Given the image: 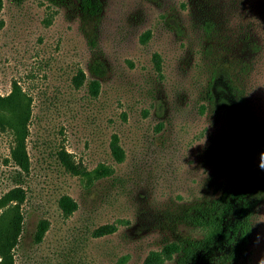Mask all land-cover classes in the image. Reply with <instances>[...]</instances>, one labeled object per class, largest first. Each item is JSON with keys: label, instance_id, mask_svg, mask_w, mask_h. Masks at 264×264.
I'll return each mask as SVG.
<instances>
[{"label": "rangeland", "instance_id": "1", "mask_svg": "<svg viewBox=\"0 0 264 264\" xmlns=\"http://www.w3.org/2000/svg\"><path fill=\"white\" fill-rule=\"evenodd\" d=\"M101 3L90 50L72 3L1 2L0 97L16 87L29 104L26 173L16 174L11 134L0 129V197L24 191L13 264H142L165 243L199 239L193 209L217 198L235 173L264 168V0ZM93 56L106 68L95 97L86 82L71 85L77 70L88 78ZM215 70L242 92L248 137L208 105ZM215 89L223 93L220 80ZM61 151L87 176L67 171ZM102 168L110 173L99 176ZM63 195L76 204L68 216L57 207ZM42 220L47 229L34 243ZM103 225L114 231L93 237ZM235 264H264V201Z\"/></svg>", "mask_w": 264, "mask_h": 264}, {"label": "trees", "instance_id": "2", "mask_svg": "<svg viewBox=\"0 0 264 264\" xmlns=\"http://www.w3.org/2000/svg\"><path fill=\"white\" fill-rule=\"evenodd\" d=\"M20 3L22 0H11ZM53 6L72 3L77 11L80 27L85 32L87 46L94 50L95 28L102 11L101 0H45ZM0 0V7H1ZM148 33L141 36L145 41ZM156 71L159 70V58L152 57ZM106 72L105 65L96 56L87 64L88 78L81 70L71 78V85L78 89L86 82L87 92L95 97L99 90V81ZM222 82L224 91L216 93L215 83ZM206 98L212 111L220 112L242 136L249 135V122L246 120L242 92L231 80L225 70H215L209 79ZM26 98L13 87L11 92L0 97V129L7 130L12 137L9 160L18 169L16 174L26 173L28 160L25 153L26 122L29 106ZM109 151L117 163L123 160V152L112 135ZM58 159L70 173L87 176L68 159L64 151L58 153ZM100 175H108L110 170L102 168ZM24 200V191L16 186L0 197V264H13L12 251L18 243L22 228V215L19 205ZM264 201V168L239 171L234 174L220 195L208 203L193 209L191 225L200 231L196 240L177 239L163 244L158 250L149 251L142 264H235L247 252L252 234V216L255 209ZM57 207L63 216L70 215L76 204L68 196L57 200ZM47 229L45 221H39L33 233L32 241L39 243ZM114 231L111 225H103L92 231L93 237H100Z\"/></svg>", "mask_w": 264, "mask_h": 264}]
</instances>
